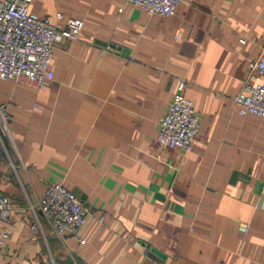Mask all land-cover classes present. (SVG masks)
Listing matches in <instances>:
<instances>
[{"label": "crops", "instance_id": "crops-1", "mask_svg": "<svg viewBox=\"0 0 264 264\" xmlns=\"http://www.w3.org/2000/svg\"><path fill=\"white\" fill-rule=\"evenodd\" d=\"M29 4L83 27L56 44L44 89L0 78V196L15 204L0 264H264V118L234 102L264 47V0H182L167 17L124 0ZM179 79L200 117L186 152L156 139ZM49 182L89 206L84 242L31 209Z\"/></svg>", "mask_w": 264, "mask_h": 264}, {"label": "built area", "instance_id": "built-area-1", "mask_svg": "<svg viewBox=\"0 0 264 264\" xmlns=\"http://www.w3.org/2000/svg\"><path fill=\"white\" fill-rule=\"evenodd\" d=\"M143 7L150 15L171 16L182 0H124ZM30 0H0V78L16 84L25 83L44 89L54 78L52 55L58 42L77 40L83 21L77 17L54 22L52 15H39L30 10ZM244 40H242L243 42ZM189 83L179 79L176 92L157 123L156 139L162 147H177L188 151L199 131L200 117L192 101L184 95ZM242 114L252 113L264 118V47L256 57L248 60L247 75L234 96ZM0 131L5 130L11 118L5 108L1 110ZM4 146L0 137V160ZM31 209L41 212L55 232L71 235L80 242L78 231L89 214V206L61 182H49L36 205ZM15 204L7 195L0 196V246L13 235L15 225L12 214ZM103 219V216L100 217ZM40 222L31 228L35 230ZM241 230L247 227L242 225Z\"/></svg>", "mask_w": 264, "mask_h": 264}]
</instances>
